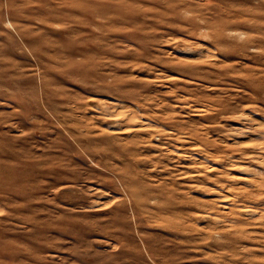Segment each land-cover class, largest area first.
I'll return each instance as SVG.
<instances>
[{
	"label": "rangeland",
	"instance_id": "obj_1",
	"mask_svg": "<svg viewBox=\"0 0 264 264\" xmlns=\"http://www.w3.org/2000/svg\"><path fill=\"white\" fill-rule=\"evenodd\" d=\"M0 264H264V0H0Z\"/></svg>",
	"mask_w": 264,
	"mask_h": 264
}]
</instances>
